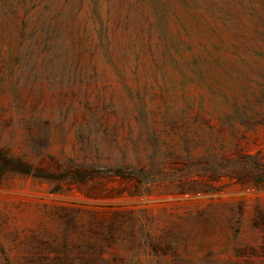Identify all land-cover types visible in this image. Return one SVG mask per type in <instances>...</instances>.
I'll list each match as a JSON object with an SVG mask.
<instances>
[{
    "label": "rangeland",
    "instance_id": "obj_1",
    "mask_svg": "<svg viewBox=\"0 0 264 264\" xmlns=\"http://www.w3.org/2000/svg\"><path fill=\"white\" fill-rule=\"evenodd\" d=\"M0 264H264V0H0Z\"/></svg>",
    "mask_w": 264,
    "mask_h": 264
}]
</instances>
